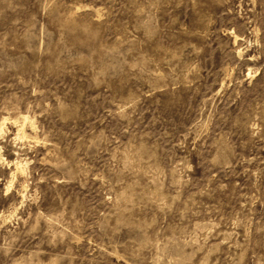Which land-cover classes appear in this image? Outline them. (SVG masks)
<instances>
[{"label":"rangeland","instance_id":"374dc122","mask_svg":"<svg viewBox=\"0 0 264 264\" xmlns=\"http://www.w3.org/2000/svg\"><path fill=\"white\" fill-rule=\"evenodd\" d=\"M0 264H264V0H0Z\"/></svg>","mask_w":264,"mask_h":264}]
</instances>
